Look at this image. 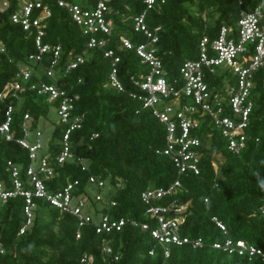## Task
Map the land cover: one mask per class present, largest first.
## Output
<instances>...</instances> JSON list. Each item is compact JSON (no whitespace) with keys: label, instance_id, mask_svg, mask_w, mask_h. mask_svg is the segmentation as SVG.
<instances>
[{"label":"trees","instance_id":"1","mask_svg":"<svg viewBox=\"0 0 264 264\" xmlns=\"http://www.w3.org/2000/svg\"><path fill=\"white\" fill-rule=\"evenodd\" d=\"M9 1V8L0 12V42L4 48L0 51V90L20 66L28 63L27 56L36 51L34 36L10 20L19 0ZM67 1L80 3L81 0ZM93 1L89 0L90 5ZM43 3L51 11L46 19L43 42L61 45V66L65 69L69 57L86 50L87 37L73 22L68 9L58 5V0H43ZM107 4L111 8L113 28L105 48L112 49L113 56L119 57L117 76L125 91L109 86L112 58L104 56V50L98 48L90 49V58L76 68L57 72L54 80L43 76L45 81H55L78 95L74 113L82 116V122L71 132L72 151L85 159L87 166L82 169V163L76 161L55 162L66 126L62 129L58 124L52 125V136L57 140L50 138L47 153L55 175L45 180V186L52 192L68 181L78 180V193L88 187V177L95 176L110 186L103 203H108L110 198L115 202L101 211L112 217L144 222L148 217L140 193L149 182L166 187L178 175L171 159L156 152L165 143L164 124L129 95L135 89L130 77L137 75L140 67L135 46L146 41L142 31L134 29L131 17L146 10L145 23L149 29L159 27L156 54L163 65V76L172 81L185 60L197 57L203 36L213 39L222 24L235 23L241 9L264 5V0H244L241 6L238 0H164L149 9L145 0H107ZM120 35L129 38L133 47L120 46ZM43 61L48 65L49 54ZM37 67L38 64L36 70H39ZM207 79L209 85L219 86L223 74L216 73ZM19 97L20 101L7 97L5 102H0V123L5 119L6 105L16 106L10 123L13 139L6 140L0 135V178L7 189L13 187L8 161L21 164L19 178L24 188H30L26 175L30 162L28 150L16 141L23 135L24 113L32 117L30 130L39 127L44 131L39 119L50 111L45 96L35 90H25ZM251 99L254 107L246 128V147L239 154L227 149L225 137L211 127L208 117L202 118L199 112L195 114L201 121L193 132L201 140L199 172L179 177L181 189L162 200L164 204L185 206L181 233L190 238L201 237L205 246L171 245L170 254L165 257L161 245L148 230L126 223L121 230L107 235L113 251L119 254L115 264H264L259 255H229L210 247L212 242L229 237L246 240L264 253V214L260 210L264 202L261 187L264 182V70L254 75ZM217 154L224 159L217 163L215 171L212 162L216 161ZM33 201L36 207L32 223L19 235V228L25 223V197L17 194L0 203V243L5 247L0 253V264H78L84 252L91 253L96 264H105L100 247L102 235L95 233L92 224L79 228L80 236L76 238L78 224L74 215L60 211L41 198L35 197ZM97 203L92 201L93 206H102ZM212 217L224 224L226 233ZM152 248L153 255L149 254ZM49 249L52 253L46 259L44 250Z\"/></svg>","mask_w":264,"mask_h":264},{"label":"built area","instance_id":"2","mask_svg":"<svg viewBox=\"0 0 264 264\" xmlns=\"http://www.w3.org/2000/svg\"><path fill=\"white\" fill-rule=\"evenodd\" d=\"M244 0H238L242 5ZM90 5L89 0L80 3L67 0H58V5L68 9L73 22L87 37L86 50L69 57L65 69L61 66V45L43 42L46 19L51 15L49 7L43 0H19L16 9L10 14V20L34 36L36 51L27 56V62L20 66L12 79L0 90V102H5L7 97L17 98L25 90H35L37 94L44 95L45 101L53 110L58 123L65 125L60 142L61 149L55 157L56 163L76 161L82 163L86 169L85 159L77 157L72 151L71 132L79 128L82 116L74 113L75 102L78 95L73 91L62 88L55 81L47 82L43 76L55 79L56 73H66L69 69L76 68L79 64L90 58V49L104 50L106 57L112 58V67L109 73V86L125 91L124 85L117 76L118 56H113L112 49H106L113 21L110 17L111 8L107 0H94ZM146 8H152L156 3L164 0H145ZM9 0H0V12L9 8ZM145 12L132 16L134 29L142 31L146 37L145 42L135 46L140 58V67L137 75L130 77V82L135 88L129 95L141 102L142 108L149 109L152 114L165 126V140L162 148L157 153L168 156L177 171V178L168 186L157 187L153 182L140 193V199L145 206L147 221L137 222L125 217H112L101 211L102 207L114 205L113 199L103 203L110 186L106 180L89 176L85 191L78 192V180L66 184L54 191H48L45 180L55 175V169L49 162L47 153L48 141H44L45 133L39 127L29 129L32 117L24 113L22 122V137L16 141L28 150L29 164L26 175L30 188H24L19 178L21 164L7 162V170L11 173L13 187L7 189L5 182L0 178V203L8 197L20 194L25 197L24 206L25 223L19 228L17 235L22 234L30 226L33 218V209L36 204L33 198H41L62 212L72 214L77 219L79 228L92 224L95 233L102 235L100 241L105 264H115L119 254L113 251L110 238L111 232L119 231L126 223L139 226L142 231L148 230L154 241L161 245L164 256L170 254L171 245L190 244L193 248L205 246L201 237L190 238L183 235L180 225L184 221L185 206L175 203L164 204L162 200L181 189L179 177L188 174H198L201 151V140L193 132L200 126V119L194 117L199 112L200 116L208 117L211 127L215 128L226 139L227 149L234 154H239L246 147L250 114L254 107L251 99L254 75L258 70H264V5L259 4L250 10L241 9L233 25L222 24L216 36L210 39L203 36L199 42V51L195 59L185 60L178 70V76L168 81L164 75L163 65L156 54L157 32L159 27L152 30L145 23ZM120 46L132 48V41L124 35L119 36ZM0 42V51H3ZM49 54V63L44 65V57ZM38 64L36 70V66ZM64 69V71H63ZM216 73L223 74V81L218 86L209 85L208 77ZM80 81V80H79ZM16 109L13 103H8L4 111L5 119L0 123V135L6 140L13 139L10 131L12 112ZM49 111V112H50ZM97 134H93L96 136ZM215 171L217 165L212 162ZM94 188L93 194L90 187ZM92 201L101 202V207H95ZM264 214V202L260 206ZM216 225L226 233L224 224L212 217ZM151 222L154 225H151ZM210 247L219 249L229 255L240 256L259 255L264 260V253L243 239L225 238L223 241H214ZM5 247L0 243V253ZM155 253L154 248L149 254ZM78 264H96L91 253L84 252L79 257Z\"/></svg>","mask_w":264,"mask_h":264},{"label":"rangeland","instance_id":"3","mask_svg":"<svg viewBox=\"0 0 264 264\" xmlns=\"http://www.w3.org/2000/svg\"><path fill=\"white\" fill-rule=\"evenodd\" d=\"M39 122H40L39 126H41V128H43L44 132H45L43 134V137H42L44 139V141L46 139H48V138H53L54 141H56L57 137H53L52 136V130H53L52 125L56 126L58 124V125L61 126L62 129L64 127V125L58 123V117H57L56 113L53 110H51L46 117H40ZM215 159H216L215 163L217 165V163L218 162L219 163L222 162V160L224 158H223L222 155L217 154V155H215ZM93 192H94V188L91 186L90 187V193L93 194ZM100 204H102V203L101 202L97 203L98 206ZM53 228L55 230H57V224H54ZM44 252H45L44 257L47 259L48 257H50V255L52 253V250H50V249L49 250H44Z\"/></svg>","mask_w":264,"mask_h":264},{"label":"clouds","instance_id":"4","mask_svg":"<svg viewBox=\"0 0 264 264\" xmlns=\"http://www.w3.org/2000/svg\"><path fill=\"white\" fill-rule=\"evenodd\" d=\"M261 187L264 188V182H261Z\"/></svg>","mask_w":264,"mask_h":264}]
</instances>
